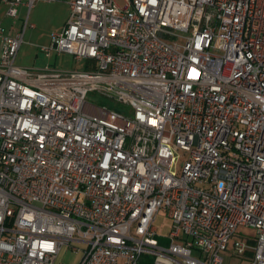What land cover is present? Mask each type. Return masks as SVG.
<instances>
[{"label": "built area", "instance_id": "2783aa9c", "mask_svg": "<svg viewBox=\"0 0 264 264\" xmlns=\"http://www.w3.org/2000/svg\"><path fill=\"white\" fill-rule=\"evenodd\" d=\"M36 1L0 0V264H264V0H72L43 50L86 71L16 64Z\"/></svg>", "mask_w": 264, "mask_h": 264}, {"label": "rangeland", "instance_id": "374dc122", "mask_svg": "<svg viewBox=\"0 0 264 264\" xmlns=\"http://www.w3.org/2000/svg\"><path fill=\"white\" fill-rule=\"evenodd\" d=\"M67 0H55L53 2L37 0L29 14L30 26L27 28L24 42L19 50L16 64L21 67L40 71L46 68L65 70V71H86L92 68L95 63L91 59L83 58L81 60L75 58L69 53L57 54L52 52L49 56L43 48H48L52 44L53 34L64 29L66 21L70 15L69 5ZM8 7L0 2V26L5 28L6 33L14 27L21 28L23 21L28 12V8L19 7V14L16 18L7 16ZM31 25H34L33 27ZM90 101L95 104L104 105L110 109L132 114L133 111L129 105L116 103L110 99L103 98L99 93H91ZM164 216L160 212L157 220V227L162 233L165 230ZM255 233L253 228L240 227L239 237L243 235L251 236ZM170 241L161 240V244L168 246ZM224 264H240L241 260L238 257L225 254Z\"/></svg>", "mask_w": 264, "mask_h": 264}, {"label": "crops", "instance_id": "0c3cea01", "mask_svg": "<svg viewBox=\"0 0 264 264\" xmlns=\"http://www.w3.org/2000/svg\"><path fill=\"white\" fill-rule=\"evenodd\" d=\"M72 0H67L66 2L69 5V9H70V3ZM70 16V15H69ZM69 19V17H68ZM68 19L66 21L65 26L67 25ZM65 28V27H64ZM1 48H2V38H0V54H1ZM164 229L163 232H160L159 229V236H158V240L159 243L161 244V240H169V238L167 237L168 235V231H169V226L168 225H164ZM163 245V244H161ZM81 258V253L80 252H75L70 248H62V250L60 251L57 259H56V263L55 264H77L79 262ZM142 264H154L153 263V256L151 255H145L142 258Z\"/></svg>", "mask_w": 264, "mask_h": 264}]
</instances>
